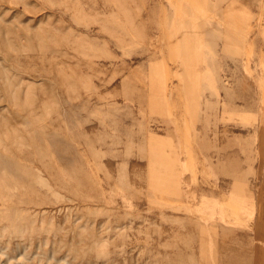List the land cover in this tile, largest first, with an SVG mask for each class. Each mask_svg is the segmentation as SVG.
Returning <instances> with one entry per match:
<instances>
[{
    "label": "rangeland",
    "instance_id": "1",
    "mask_svg": "<svg viewBox=\"0 0 264 264\" xmlns=\"http://www.w3.org/2000/svg\"><path fill=\"white\" fill-rule=\"evenodd\" d=\"M0 264H264V0H0Z\"/></svg>",
    "mask_w": 264,
    "mask_h": 264
},
{
    "label": "bare ground",
    "instance_id": "2",
    "mask_svg": "<svg viewBox=\"0 0 264 264\" xmlns=\"http://www.w3.org/2000/svg\"><path fill=\"white\" fill-rule=\"evenodd\" d=\"M176 13V12H175Z\"/></svg>",
    "mask_w": 264,
    "mask_h": 264
}]
</instances>
